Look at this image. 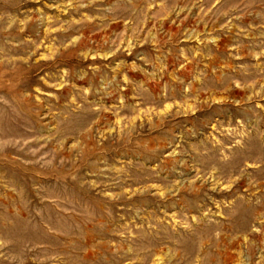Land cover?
Segmentation results:
<instances>
[{
    "label": "rangeland",
    "instance_id": "374dc122",
    "mask_svg": "<svg viewBox=\"0 0 264 264\" xmlns=\"http://www.w3.org/2000/svg\"><path fill=\"white\" fill-rule=\"evenodd\" d=\"M0 264H264V0H0Z\"/></svg>",
    "mask_w": 264,
    "mask_h": 264
}]
</instances>
